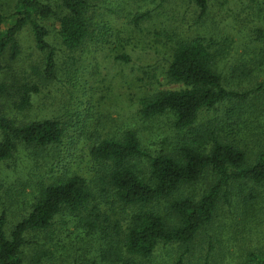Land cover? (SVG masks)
<instances>
[{
    "label": "trees",
    "instance_id": "obj_1",
    "mask_svg": "<svg viewBox=\"0 0 264 264\" xmlns=\"http://www.w3.org/2000/svg\"><path fill=\"white\" fill-rule=\"evenodd\" d=\"M171 1L151 0L155 8L136 10L128 28L115 29L103 14L111 11L108 0H61V59L43 22L55 13L49 3L18 0L13 11L0 9V73L20 57V34L28 26L44 54L18 84H0L16 112L28 113L34 96L53 83L71 103L62 115L20 120L0 102V169L22 147L52 159L48 176L22 200L18 222L9 229V213L0 212V264H24L31 248V259L40 263L46 243L28 234L54 228L61 230L65 260L73 254L71 226L86 232L93 250L71 264H160L161 252V264H264V80L244 81L254 70L248 65L264 64V30L255 33L261 45L244 49L238 66L228 61V77L221 63L228 50L216 37L169 26L180 10ZM210 1L188 0L198 12L195 24L210 15ZM146 23L156 38H148ZM152 48L163 61L142 63ZM104 60L131 67L132 93L142 92L138 120L167 117L160 147L144 146L129 120L116 125L106 115L90 122L95 82L131 88L120 74L100 79ZM167 83L179 86L163 87ZM167 129L175 131V145L164 143Z\"/></svg>",
    "mask_w": 264,
    "mask_h": 264
},
{
    "label": "rangeland",
    "instance_id": "obj_2",
    "mask_svg": "<svg viewBox=\"0 0 264 264\" xmlns=\"http://www.w3.org/2000/svg\"><path fill=\"white\" fill-rule=\"evenodd\" d=\"M17 1L18 0H0V9L5 13H9L14 10ZM45 1L55 9V13L43 20V22H45L49 28V41L58 48V54L61 59V39L58 35V17L61 15V0ZM92 1L94 3L97 2V0ZM135 1L136 2L133 3L132 0H108L107 5L110 7L111 11L105 8L106 10H103L105 12L103 14L106 15L108 19H112V25L115 29H120L125 26L128 28V23L132 21V16L136 10L141 12L147 8L153 9L156 5V2H151V0H145L148 3H145L144 0ZM171 2H173V0ZM254 2L256 7L251 8L250 6ZM129 4H132L131 7L128 6ZM172 5L173 4L170 3V6ZM259 6H264V0H211L210 15L205 22L203 21V24L200 22L198 25L195 24L198 15L195 6L188 2V0H176L175 9H177V7L180 9L174 14L176 18L172 19L170 22L165 21L163 23L167 22L170 27H176L175 29L182 31L185 35H191L193 34L192 32H196L194 35H197L198 31L202 34L216 37L217 40H219V47L224 46L228 50L227 57H225L226 59L223 57L221 63L223 64L222 68L224 72L229 73L230 75L228 77H230L232 75V68L228 61H232V63H234L233 66H238L237 59L241 58V53L249 48H257V46L261 45L259 44L260 42H256L257 39H254L258 29L264 30V9H260ZM158 11L159 10H156V12ZM11 21L12 20H10V22ZM150 24L151 23H146L144 29L147 32L148 38L153 39L156 38L157 35L155 33L150 34L146 29ZM125 34L126 33H124V35ZM224 36L229 37L224 39ZM20 42L22 46L20 57L11 63L7 61L10 68L0 73V84H6L7 86L11 83L18 84L23 80L26 72L30 73L32 71V65L37 64L39 59H42L44 56L36 47L34 35L30 26L26 27L21 32ZM135 42L137 43V45H135L136 51H139L142 46L141 38ZM150 52L151 56H148L146 59H141L143 61L142 63L155 65L159 60L163 61L162 53L157 54L154 48L150 49ZM101 59H103V57H101ZM249 59L252 58L249 57ZM105 60L100 62L98 68L100 70V79L101 77L112 78L111 76L120 74L119 78L123 79L122 75L125 76L123 80L129 81L131 83V88L127 89L129 86L128 84L110 87L107 81L95 82L94 86L96 87L97 85L98 90L93 95L94 108L92 113H90V115H93V118L90 119V122L104 119L106 115H108L107 120H112L116 125L123 124L129 120L134 122L140 129L144 146L151 149H154L156 146L160 147V143L163 141L162 138L165 136L163 127H167L168 124L167 117L160 116L158 119L154 120V122H152V120H138L135 114V103L138 97L142 95V92L136 89L135 92L132 93V88L134 89L135 86L133 81L135 80L133 79L132 81L129 76L131 67L125 68L114 60L110 62H106ZM253 63L248 65V68L254 67V70H249L251 74L247 78L244 77V81L248 85L254 84L256 86L259 84V81L264 80V64H260V68H258L259 64L255 63L253 65ZM122 68H124V71H122ZM119 69H121V71L117 72ZM237 74L238 73H236V75ZM178 86L179 84L176 83H167L163 87L176 88ZM254 94L255 96L259 95L258 93ZM68 97L69 95L66 94V91L62 89L60 84L53 83L45 87L42 94L34 96V106L31 110H28V113L21 114L17 113L14 109L9 95L0 90V102L9 113H12L20 120L35 119L40 116H51V114L55 112L62 115L65 113L66 105H68L67 107H71V103L67 104L66 102V98ZM83 100L85 101L86 98ZM84 107H86V104L83 103V108ZM115 119L117 120L114 121ZM167 130L169 136L166 135L167 138L164 140V143H166V145H175V140L177 139L175 131L173 129ZM259 143L261 142H258V145ZM258 145H250V148H257ZM36 152L37 151L33 152L30 149L22 147L15 157L0 169V212L5 208L9 213V229L21 218V213L25 206V202L22 200H25L26 197H29L30 192L34 191L32 185H35L40 178L48 176L49 174L51 157H44L43 159L42 156L35 157ZM37 161L38 164H36ZM9 172L11 174L10 177L5 178V175ZM27 180H30V182L28 184L23 183L22 189L21 182ZM71 231H73L71 236L73 241V254L71 256L66 255L65 260H61L60 229L54 228L46 232L29 233L28 238L35 239L36 236V238L46 243L45 249L47 250L45 253H42V261L38 264H71L74 258H76V261L81 262L90 258L93 250L86 232L83 230L80 232L74 226H71ZM76 248L77 251L75 252ZM34 252V248L30 249L29 254L27 251L28 256L24 264L35 263L31 259ZM158 259L161 264L166 259V256L161 252Z\"/></svg>",
    "mask_w": 264,
    "mask_h": 264
}]
</instances>
